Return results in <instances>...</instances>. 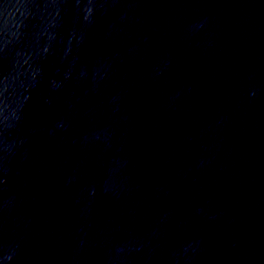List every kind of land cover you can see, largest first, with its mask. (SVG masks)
<instances>
[{
  "label": "water",
  "instance_id": "obj_1",
  "mask_svg": "<svg viewBox=\"0 0 264 264\" xmlns=\"http://www.w3.org/2000/svg\"><path fill=\"white\" fill-rule=\"evenodd\" d=\"M0 264H264V0H0Z\"/></svg>",
  "mask_w": 264,
  "mask_h": 264
}]
</instances>
